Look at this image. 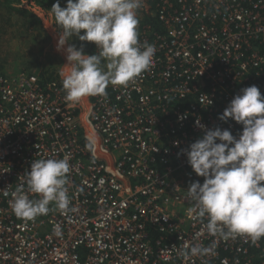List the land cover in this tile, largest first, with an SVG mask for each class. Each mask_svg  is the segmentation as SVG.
Here are the masks:
<instances>
[{"label":"built area","instance_id":"obj_1","mask_svg":"<svg viewBox=\"0 0 264 264\" xmlns=\"http://www.w3.org/2000/svg\"><path fill=\"white\" fill-rule=\"evenodd\" d=\"M155 14L162 29L139 38L156 48L150 69L89 96L85 115L56 80L0 74V264H264V239L224 240L189 212L204 178L185 154L197 120L239 138L219 117L247 87L264 96V0H159ZM65 156L70 210L17 218L32 162Z\"/></svg>","mask_w":264,"mask_h":264},{"label":"clouds","instance_id":"obj_2","mask_svg":"<svg viewBox=\"0 0 264 264\" xmlns=\"http://www.w3.org/2000/svg\"><path fill=\"white\" fill-rule=\"evenodd\" d=\"M143 0H59L51 11L58 33L56 50L66 55L68 71L62 72L67 102L106 95L109 86L126 88L150 69L156 48L140 44L138 12ZM94 43L97 54L87 55L70 41ZM243 126L239 138L231 131L196 126L204 135L185 150L192 170L204 183L192 182L187 197L194 201L206 229L224 240L246 237L253 244L264 239V96L253 85L236 95L219 117ZM69 159H37L26 175V189L11 193L10 207L17 218L34 221L52 210H70ZM8 196L7 190L0 191ZM36 194L38 199H31ZM50 205L54 206L50 208ZM59 234V233H57ZM200 249H191L192 255Z\"/></svg>","mask_w":264,"mask_h":264},{"label":"rangeland","instance_id":"obj_3","mask_svg":"<svg viewBox=\"0 0 264 264\" xmlns=\"http://www.w3.org/2000/svg\"><path fill=\"white\" fill-rule=\"evenodd\" d=\"M59 1L61 6L67 3L66 0ZM2 7L3 5L0 4V73L16 75L19 72H25L37 75L47 85L56 80L62 92H65L61 73L69 69L66 65L67 60L60 57L56 51L58 33L61 29L56 24L54 14L46 12L35 0H16L12 4V7L21 8L36 15L43 28V31H39L38 25H30L28 20H21L14 12L6 11ZM147 16L156 17V14L151 10L149 0H143L138 12V39L145 29L153 24L148 23L150 20H147ZM77 38L73 37L70 43L76 45ZM49 75L52 76L51 79L48 78ZM110 89L111 86L106 89V93H109ZM78 103L80 113L85 115L88 97Z\"/></svg>","mask_w":264,"mask_h":264},{"label":"trees","instance_id":"obj_4","mask_svg":"<svg viewBox=\"0 0 264 264\" xmlns=\"http://www.w3.org/2000/svg\"><path fill=\"white\" fill-rule=\"evenodd\" d=\"M15 1L16 0H0V4L3 5L2 8L5 9L6 11L14 12V14L17 15L19 17V19L28 20L30 25H38L39 26V31H43V28L40 26L41 25V21L36 15H34L33 13H30L27 10H24V9H21V8H17V7H12V4ZM35 2L37 4H39V6L43 7V9H45L46 12L52 13L51 8H52L53 4L57 3V0H35ZM59 3L61 4L60 1H59ZM158 3H159V0H149V4L151 6V10L152 11H154V12L156 11ZM66 5H67V3H65V5L63 4V6H61V7H66ZM144 14H146V12ZM147 17H148L147 20H150V22H148V23H153L154 27H156L158 29H162V25H161L158 17H150V16H147ZM76 41L77 42H76L75 46L78 49L83 47L85 54H87V55L97 54L98 50H97V47H96V45L94 43L81 42L78 38H77ZM48 78L51 79L52 76L49 75ZM64 94H66V92H64ZM152 236L156 237V233H153Z\"/></svg>","mask_w":264,"mask_h":264},{"label":"crops","instance_id":"obj_5","mask_svg":"<svg viewBox=\"0 0 264 264\" xmlns=\"http://www.w3.org/2000/svg\"><path fill=\"white\" fill-rule=\"evenodd\" d=\"M98 50V49H97ZM57 51V50H56ZM60 54V57H65L64 60L66 59V55L63 54L62 52H58ZM108 159H111L110 156H107Z\"/></svg>","mask_w":264,"mask_h":264}]
</instances>
